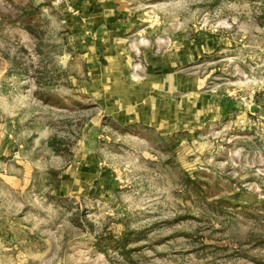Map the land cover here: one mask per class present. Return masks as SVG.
Listing matches in <instances>:
<instances>
[{"label":"rangeland","instance_id":"374dc122","mask_svg":"<svg viewBox=\"0 0 264 264\" xmlns=\"http://www.w3.org/2000/svg\"><path fill=\"white\" fill-rule=\"evenodd\" d=\"M263 202L264 0H0V264H264Z\"/></svg>","mask_w":264,"mask_h":264},{"label":"crops","instance_id":"0c3cea01","mask_svg":"<svg viewBox=\"0 0 264 264\" xmlns=\"http://www.w3.org/2000/svg\"><path fill=\"white\" fill-rule=\"evenodd\" d=\"M154 68V67H153ZM138 69L135 70L134 72H132V74L129 76L131 79V83H129L128 89L129 88H133V90H146V88H144V82L139 81V78H137L138 76H140L138 74ZM158 74L156 75H152L150 76L152 79L157 78ZM137 76V77H136ZM151 79V80H152ZM173 80V85L174 88L177 90H182L183 85H185L186 83H183V81H188L185 78H183V76H178L176 77V79H172ZM133 83V84H132ZM152 85L153 86H157L158 83L157 82H153L152 81ZM155 88V87H152ZM150 95L147 94L146 96H138L137 94L133 95L135 98V101L129 102V103H119L120 107H118L119 112H118V119L120 121H143V122H147L150 121L149 120V115L152 116L155 114V112H158L160 115H162L161 113L166 114L167 111V107L169 105H167V103H165V101L168 99L166 95H161L159 92H155L152 91L153 89L150 88ZM185 90V89H184ZM188 90V88H187ZM146 92V91H144ZM120 95L124 96L125 93L124 92H120ZM169 96V95H168ZM163 97V98H161ZM149 99H153L152 101H149ZM163 100V101H161ZM151 102V103H150ZM124 104V105H123ZM170 107H172V105H170ZM131 108V111H128V109ZM140 108V109H138Z\"/></svg>","mask_w":264,"mask_h":264},{"label":"trees","instance_id":"16d2710c","mask_svg":"<svg viewBox=\"0 0 264 264\" xmlns=\"http://www.w3.org/2000/svg\"><path fill=\"white\" fill-rule=\"evenodd\" d=\"M39 9H37V11H39ZM35 14H37L36 10L33 11L32 13H30L28 16L32 17ZM27 30L31 31L32 30L31 26H28ZM108 121L110 122V124H112L111 127L113 128V130H115L117 132H121V133L139 134L140 130H143L144 132L150 131V128H148V127H141L140 128L138 125H129L127 127H121L118 124L114 123L112 120H106V122H108ZM60 144H61V142L57 141V138H54L50 143V147L52 148V150L55 153H57L61 156H65V155H67V153L70 154L67 149H62V147H60ZM262 205L264 206V202ZM109 239H110V241H109L108 246L112 249L117 250L119 252V254H121L122 256H125L128 259L131 251L127 250L126 248H127V244L130 241V239H128L126 236L125 237L123 236L119 240H116L114 238H109ZM100 246H101V244L99 245V247Z\"/></svg>","mask_w":264,"mask_h":264}]
</instances>
